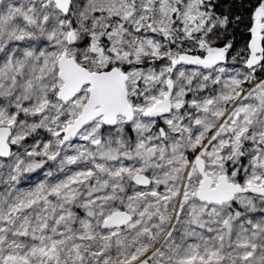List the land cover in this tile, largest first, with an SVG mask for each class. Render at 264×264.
Instances as JSON below:
<instances>
[{
  "label": "snow or ice",
  "instance_id": "6c2138e0",
  "mask_svg": "<svg viewBox=\"0 0 264 264\" xmlns=\"http://www.w3.org/2000/svg\"><path fill=\"white\" fill-rule=\"evenodd\" d=\"M0 264H264V0H0Z\"/></svg>",
  "mask_w": 264,
  "mask_h": 264
},
{
  "label": "trees",
  "instance_id": "16d2710c",
  "mask_svg": "<svg viewBox=\"0 0 264 264\" xmlns=\"http://www.w3.org/2000/svg\"><path fill=\"white\" fill-rule=\"evenodd\" d=\"M234 35H235V46H236V48H242L243 45L245 44L246 40L250 39L249 36H246L243 26H240V30L236 31ZM229 66L232 67L234 65H232L230 62Z\"/></svg>",
  "mask_w": 264,
  "mask_h": 264
}]
</instances>
